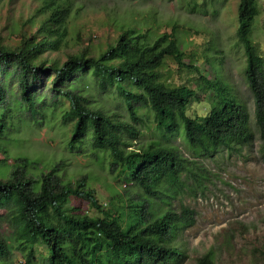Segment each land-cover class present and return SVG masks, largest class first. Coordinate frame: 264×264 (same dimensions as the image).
I'll use <instances>...</instances> for the list:
<instances>
[{"label": "trees", "instance_id": "1", "mask_svg": "<svg viewBox=\"0 0 264 264\" xmlns=\"http://www.w3.org/2000/svg\"><path fill=\"white\" fill-rule=\"evenodd\" d=\"M227 1L190 0L188 9L202 11L209 3L217 13ZM71 13L70 0H42L27 20L34 30L19 31L13 46L0 42V142L6 139L0 143V264H14V251L24 264H183L188 254L177 238L195 224V210L171 201L192 162L173 140L179 137L201 157L258 141L264 159V56L252 39L260 16L264 31V0H239L236 10L235 37L246 56L255 129L247 105L229 85L220 76L209 78L193 55L185 56L175 27L155 35L153 26L121 22L118 36L96 55L84 46L62 61L50 57L65 45ZM168 60L178 73H197L195 87L174 83L164 72ZM148 115L152 138L140 143ZM58 118L68 153L107 158L109 173L132 190L114 189L100 202L86 175L72 180L58 173L61 159L40 172V161L27 155L7 163V144L19 145L9 135L20 131L21 120L41 125ZM74 198L85 200L93 213L70 204ZM3 224L10 228L8 238ZM240 227L235 222L226 229L223 243H231ZM196 264H215L214 251Z\"/></svg>", "mask_w": 264, "mask_h": 264}, {"label": "rangeland", "instance_id": "2", "mask_svg": "<svg viewBox=\"0 0 264 264\" xmlns=\"http://www.w3.org/2000/svg\"><path fill=\"white\" fill-rule=\"evenodd\" d=\"M190 0H70L72 13L68 19V36L61 50L51 52L50 57L65 60L66 55L88 46L92 54L105 50L106 44L118 36L119 24L138 23L153 26L155 35L170 32L173 27L185 56L193 55L196 65L209 78L219 77L228 86L238 102L247 105L249 121L254 128L253 100L244 82L246 56L244 48L235 37L236 10L239 0H228L222 9L213 13L209 3L200 11L190 10ZM201 0H198L200 4ZM262 1V0H260ZM42 0L0 1V42L10 46L19 39V31L34 30L27 20L31 18ZM203 8V7H202ZM252 39L259 53L264 56V31L261 16L255 22ZM205 58V59H204ZM188 62V58H184ZM174 83L193 85L197 73H179L176 64L168 60L165 73ZM46 91L45 89L41 90ZM40 92V91H39ZM226 96V95H225ZM105 105L114 108L109 97ZM202 108V105H199ZM24 117V114L21 117ZM54 123L38 125L33 119L21 120L20 131L12 133L19 145L7 144L10 152L7 163L13 164L14 155L23 154L40 161V169L47 170L55 161L63 160L58 171L66 179L86 175L87 185L94 188L100 202H106L116 189L123 193L132 188L127 182L117 180L109 173L107 158L94 160L86 155L71 154L65 149L64 129ZM152 116L145 117L138 142L152 138ZM3 139L0 143H5ZM177 145L183 157L192 162L190 172L182 175V186L172 206L188 205L195 210V224L185 230L177 241L187 250L183 264H196V258L209 250L215 253V264H264V159L259 155V143L245 145L238 151L218 152L210 157L193 154L177 137ZM4 154L0 152V159ZM70 204L82 211H89L85 200L74 198ZM4 212L0 209V213ZM242 223L234 233L231 243L224 244L228 229ZM227 229V230H226ZM5 238L10 234L7 224L1 227ZM14 264H24L20 252L14 251Z\"/></svg>", "mask_w": 264, "mask_h": 264}]
</instances>
